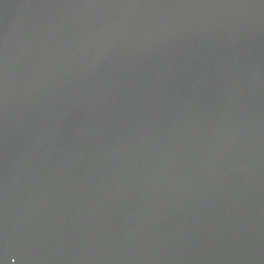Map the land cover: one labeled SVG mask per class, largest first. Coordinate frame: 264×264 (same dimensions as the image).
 <instances>
[{
	"label": "water",
	"instance_id": "95a60500",
	"mask_svg": "<svg viewBox=\"0 0 264 264\" xmlns=\"http://www.w3.org/2000/svg\"><path fill=\"white\" fill-rule=\"evenodd\" d=\"M0 264H264V0H0Z\"/></svg>",
	"mask_w": 264,
	"mask_h": 264
}]
</instances>
